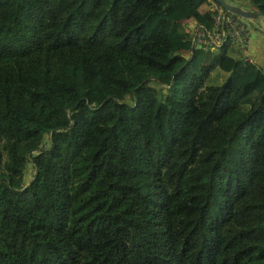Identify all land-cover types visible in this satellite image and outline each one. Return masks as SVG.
Returning a JSON list of instances; mask_svg holds the SVG:
<instances>
[{
  "label": "trees",
  "instance_id": "16d2710c",
  "mask_svg": "<svg viewBox=\"0 0 264 264\" xmlns=\"http://www.w3.org/2000/svg\"><path fill=\"white\" fill-rule=\"evenodd\" d=\"M192 20L207 0H0V264H264V68Z\"/></svg>",
  "mask_w": 264,
  "mask_h": 264
},
{
  "label": "built area",
  "instance_id": "2783aa9c",
  "mask_svg": "<svg viewBox=\"0 0 264 264\" xmlns=\"http://www.w3.org/2000/svg\"><path fill=\"white\" fill-rule=\"evenodd\" d=\"M211 23L204 26L197 21H189L190 42L202 49H219L224 42L236 46L245 53L250 34V23L231 11L225 10L216 0H207ZM214 52V51H213Z\"/></svg>",
  "mask_w": 264,
  "mask_h": 264
},
{
  "label": "crops",
  "instance_id": "0c3cea01",
  "mask_svg": "<svg viewBox=\"0 0 264 264\" xmlns=\"http://www.w3.org/2000/svg\"><path fill=\"white\" fill-rule=\"evenodd\" d=\"M258 16L260 17L253 19L250 23V34L246 53L250 59H253L258 65L264 68V27L261 25V20L264 17L262 15Z\"/></svg>",
  "mask_w": 264,
  "mask_h": 264
},
{
  "label": "water",
  "instance_id": "95a60500",
  "mask_svg": "<svg viewBox=\"0 0 264 264\" xmlns=\"http://www.w3.org/2000/svg\"><path fill=\"white\" fill-rule=\"evenodd\" d=\"M225 10L234 12L242 17L250 18V19H256L257 16L260 14L258 11L250 10L242 5L230 2L228 0H216ZM264 17V16H263ZM194 46L193 43L190 44V48L192 49Z\"/></svg>",
  "mask_w": 264,
  "mask_h": 264
},
{
  "label": "rangeland",
  "instance_id": "374dc122",
  "mask_svg": "<svg viewBox=\"0 0 264 264\" xmlns=\"http://www.w3.org/2000/svg\"><path fill=\"white\" fill-rule=\"evenodd\" d=\"M231 2H233L232 0H231ZM243 7H245V8H247V9H251V10H256V7H255V5L254 4H252L251 2H250V4L249 5H247V6H243ZM241 17V16H240ZM257 17H260V16H257ZM263 17V16H262ZM241 19L242 20H245V21H248L249 23H251L253 20H250V19H247V18H245V17H241ZM259 19V18H258ZM258 21H260V20H258ZM258 23V22H257ZM260 24V23H259ZM261 25L264 27V19L262 18V20H261ZM214 50V52H216L217 51V49L216 48H213ZM212 73L215 75V76H217V77H219V78H221V79H223V78H225L226 77V75H227V73L225 72V71H222V70H219V69H214L213 71H212ZM44 142H45V137H43V141H42V143L44 144ZM31 165L29 164V163H27L26 164V166H25V168H24V170H23V181L24 182H26L29 178H30V174H31Z\"/></svg>",
  "mask_w": 264,
  "mask_h": 264
},
{
  "label": "clouds",
  "instance_id": "9594fccd",
  "mask_svg": "<svg viewBox=\"0 0 264 264\" xmlns=\"http://www.w3.org/2000/svg\"><path fill=\"white\" fill-rule=\"evenodd\" d=\"M231 2V1H230ZM255 11V10H254ZM259 15H261V14H259ZM240 16V15H239ZM263 16V15H262ZM242 17V16H241ZM247 19H250V18H247ZM250 20H253V19H250ZM219 51V49H217V51L216 52H218ZM245 53H246V51H245Z\"/></svg>",
  "mask_w": 264,
  "mask_h": 264
}]
</instances>
